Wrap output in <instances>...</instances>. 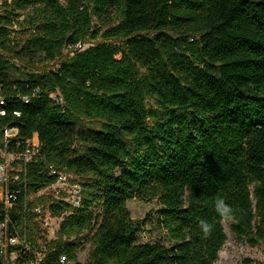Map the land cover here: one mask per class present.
I'll use <instances>...</instances> for the list:
<instances>
[{"label":"trees","instance_id":"1","mask_svg":"<svg viewBox=\"0 0 264 264\" xmlns=\"http://www.w3.org/2000/svg\"><path fill=\"white\" fill-rule=\"evenodd\" d=\"M9 8L0 14V151L20 156L36 135L28 203L68 213L44 264L60 256L81 264L86 246L84 264H215L222 222L238 240L264 243V0H12ZM14 60L26 70L20 78ZM62 172L82 179L70 180L78 208L37 195ZM10 190L21 205L23 186ZM217 197L233 220L217 215ZM133 199L157 202L158 241H139L144 221L126 208ZM201 219L214 226L206 239Z\"/></svg>","mask_w":264,"mask_h":264},{"label":"built area","instance_id":"2","mask_svg":"<svg viewBox=\"0 0 264 264\" xmlns=\"http://www.w3.org/2000/svg\"><path fill=\"white\" fill-rule=\"evenodd\" d=\"M75 49L80 50L81 46ZM50 97L56 100L55 95ZM23 101L27 103L28 99L24 98ZM10 132L16 135L15 130ZM28 145L22 155H9V164H0V264H44L46 257L55 252L53 243L59 239L60 224L68 215H54L46 204L29 205L32 197L26 193V165L38 154L36 135ZM16 161L20 164L15 168L13 163ZM15 184L24 189V202L21 205L16 203L20 192L10 190V185ZM37 195L61 201L72 208H78L81 203L80 188L72 184L69 175L63 172ZM58 264L73 263L66 256H60Z\"/></svg>","mask_w":264,"mask_h":264},{"label":"rangeland","instance_id":"3","mask_svg":"<svg viewBox=\"0 0 264 264\" xmlns=\"http://www.w3.org/2000/svg\"><path fill=\"white\" fill-rule=\"evenodd\" d=\"M12 0H0V14L9 12L10 5ZM20 15V21L23 17H26L31 13V9H26L23 11H17ZM14 30L17 29V26L14 25ZM64 55L69 54L68 50L63 51ZM15 68H11V75L14 78H20L26 70L22 67L23 65L20 62L14 60ZM37 68L48 67L52 68L53 65L50 63H38ZM29 72V71H28ZM148 104L155 108L154 102L149 101ZM13 133L7 131L5 133V138H12ZM0 156L4 160L5 164L10 163L9 155L4 154L0 151ZM69 179L73 182H80L82 179L74 178L72 176ZM126 208L130 212L132 220L135 221H144L143 228L139 233V241L141 243L146 242H155L160 239V234L156 229V211L158 209V204L155 200L153 201H140L138 199L129 200L126 203ZM147 215H150L149 217ZM222 227L226 235V242L222 249L218 253V260L215 264H243V261L247 260L250 264H264V243H260L256 246H251L246 241L238 240L230 230L229 222H222ZM89 247L86 246L82 250L78 251L76 256V261L78 263L84 264L87 262Z\"/></svg>","mask_w":264,"mask_h":264},{"label":"clouds","instance_id":"4","mask_svg":"<svg viewBox=\"0 0 264 264\" xmlns=\"http://www.w3.org/2000/svg\"><path fill=\"white\" fill-rule=\"evenodd\" d=\"M214 208L215 212L222 220L230 221L235 218L232 206L222 197H217L215 199ZM213 227L214 226L205 219H201L199 222V228L205 239L211 235Z\"/></svg>","mask_w":264,"mask_h":264},{"label":"crops","instance_id":"5","mask_svg":"<svg viewBox=\"0 0 264 264\" xmlns=\"http://www.w3.org/2000/svg\"><path fill=\"white\" fill-rule=\"evenodd\" d=\"M15 134V133H14Z\"/></svg>","mask_w":264,"mask_h":264}]
</instances>
